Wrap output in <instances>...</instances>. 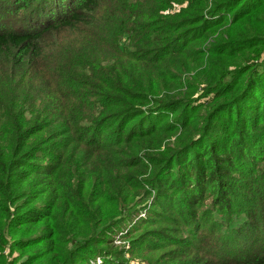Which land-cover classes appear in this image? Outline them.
<instances>
[{"label": "trees", "instance_id": "obj_1", "mask_svg": "<svg viewBox=\"0 0 264 264\" xmlns=\"http://www.w3.org/2000/svg\"><path fill=\"white\" fill-rule=\"evenodd\" d=\"M184 4L186 8L170 14L174 6ZM156 21L160 26L152 27ZM189 27L204 31H189ZM180 31H189L190 37L176 41ZM125 36L134 51L122 47ZM251 37L264 41V0H0V207L18 202L13 200L23 193L25 184L28 188L30 178L43 176L51 164L41 162L44 166L32 171L28 163L50 160V153H59L51 154L55 161L51 174L63 185L58 187L60 191L78 190L76 199L80 201H75L82 210L90 206L91 190L97 195L93 204L101 206L100 216L109 218L108 223L140 210L144 199L138 194L146 193L145 189H125L122 159L131 156L126 149H134L141 133L154 134L158 127L148 129L153 122L146 124L145 119L139 132L127 130V124L115 130V124L113 128L105 125L114 117L104 118L125 112V116L142 120L147 112L155 111L156 107L144 109L148 103H190L193 91L181 92L173 78L174 72L190 73L196 82L218 83L214 98L203 106L212 116L203 132L215 131L211 124L221 103L225 104L219 111L233 117L226 126L242 125V117L251 116L250 132L222 130L225 144L212 137H205L200 145L194 141L184 151L187 159L164 172L174 177L163 186L164 193H184L189 208L203 204L206 195L215 199L205 209L207 221L193 225V232L181 204L177 230L191 238L194 230L203 228L212 264H264V241H259L264 239V224L257 220L261 212L256 213L255 206L233 213L221 202L239 190L232 182L234 174L264 182L259 161L263 149L254 134L264 129L260 125L264 118V74L260 73L264 62L249 69L246 64L250 61L237 65L225 55ZM207 40L215 41L214 52H222L210 54L219 60V67L212 65L216 78L202 74L190 55ZM155 41L157 56L136 55L141 47H154ZM225 44H229L227 49ZM231 66H235L233 74L228 73ZM107 131V137L118 139L108 142ZM132 133L133 138H128ZM86 145L96 148L95 156L82 169L86 171L84 180L74 178L68 187L61 171L74 169L73 154ZM190 150L200 154L191 155ZM11 177L19 181L8 187ZM262 202L264 208V199L259 204ZM15 212L21 224L46 219L31 211ZM196 217L191 216L194 224H198ZM102 256L109 257L106 264H119Z\"/></svg>", "mask_w": 264, "mask_h": 264}, {"label": "rangeland", "instance_id": "obj_2", "mask_svg": "<svg viewBox=\"0 0 264 264\" xmlns=\"http://www.w3.org/2000/svg\"><path fill=\"white\" fill-rule=\"evenodd\" d=\"M183 8H186V4L174 6L170 14L174 15L176 11L179 12ZM158 18L160 19L159 16ZM151 25L152 27L160 26L157 21ZM194 27H189V31L203 33L204 28ZM183 32L180 31L179 35L177 34L176 41L186 40L190 37L188 32L186 34ZM213 39L216 40V37L214 36ZM129 42L131 43L125 36L122 40V47L125 46L127 51L132 52L134 51L132 50L133 45ZM157 43L155 41V46L148 49L141 47L142 52L136 55L148 58L157 56L156 51L159 47ZM214 45L215 41L207 40L199 50L189 53L199 64V71L202 74L216 78V74L212 72V65L219 67V60L210 54L222 52H214L216 50ZM224 47L227 49L229 44H225ZM225 55L231 61H236L237 65H244L250 61L246 64V68L251 69L264 62V41L248 38L234 46ZM189 57L187 56V58ZM234 71L235 66L228 68V73L233 74ZM260 73L264 74V64ZM173 78L177 81L181 92L193 91L194 96L190 103H166L162 106L148 103L144 109L156 107L152 109L155 111L147 112L142 120L127 116L128 114L125 116V112L107 115L104 118L105 121H108L110 117H114L113 120L105 122V125L106 128H113L112 125L115 124V130L119 125L127 124V130L139 132L145 119H148L146 124L153 122L147 126L148 129L158 127V131L154 134L141 133L134 142V149H126L131 156L122 159L124 166L122 178L125 179V189L133 192L136 187L145 189L146 193L140 191L138 194L140 199H144L142 208L126 214L116 222L108 223L107 219L109 218L100 216L101 206L93 204L97 195L91 190V196L88 199L90 206L87 207V211L84 207L82 210L76 202L80 201V199H76L77 189L70 193L59 190L58 187L63 185H59L51 174L55 172L53 164L55 161L51 154L59 153H50V160L43 158L28 163L29 169L35 171V169H41L40 167L44 166L46 161H50L51 164L47 166V172L43 176L37 174L30 178L28 188L25 184L23 193L13 200L18 199V202L13 205L3 203L0 207V264H106L109 257L102 255L110 256L119 264H212L209 256L210 251L205 248L204 229H196L191 238H185L187 235L180 234L177 227L181 221L179 215L181 204L184 205L183 212L191 227L190 231L193 232V225L199 226L207 221L205 209L214 205L215 199L212 200L211 195H206L203 204L189 208L184 203V193L180 195H178V191H173L172 194L169 191L164 193L163 186L169 182V179L174 178L172 175L165 176L164 172L167 173V168H174L176 164L187 159V152L184 151L195 143L194 141L200 145L205 137H212L213 140L222 141L225 144L227 138L224 134H220L222 130L236 129L249 133V118L251 116H243L242 125L234 123L233 126L227 127L226 124L233 121V117L219 111L225 104L221 103L217 108V118L211 124L215 131L212 134L203 132V129L209 126V124L207 127L205 126L206 120L212 117L211 114L204 111L203 106L214 98L212 95L218 83L209 86L207 83L196 82L190 73L174 72ZM200 105L202 108L198 110ZM102 118L100 117L99 120ZM260 125H264V118L260 121ZM108 133L109 131L104 132L108 142L112 143L118 139V136L107 137ZM134 133L130 134L128 138H133ZM254 134L263 149L259 154V161L264 167V129L259 128ZM121 136H123V132ZM80 148H77L78 150L73 154L75 157L74 169L61 171L66 175L68 187L71 186V182H74V178L79 181L86 175V171L82 172V169L90 164L95 156L96 148L94 146L82 147V153L78 152ZM197 151L190 150L189 152L191 155L193 153L199 155L200 152ZM175 157L177 158L174 160ZM173 160V165L169 166ZM48 172H50L49 176ZM87 172L89 173V170ZM234 178L232 182L238 185L239 190L234 196L224 198L221 202L233 213L243 207L253 210V207L256 206V213L261 212L257 220H261V224H264L263 202L259 204L264 199V182L259 178L253 181L246 180L240 174H234ZM18 181L19 178L11 177L8 187H13ZM155 201L161 205L155 204L154 206ZM68 207L72 208V212ZM9 208L13 209L11 214L7 212ZM15 211H22V214L30 211L35 212L40 216L46 215V219L43 221L37 219L36 222L21 224L15 218L17 213ZM192 215L197 216L198 224H194L191 219ZM198 215L202 218H199ZM85 217H89V220L85 221ZM190 239L191 242H188ZM259 241L261 243L264 239L260 238ZM196 251L198 253H195Z\"/></svg>", "mask_w": 264, "mask_h": 264}]
</instances>
